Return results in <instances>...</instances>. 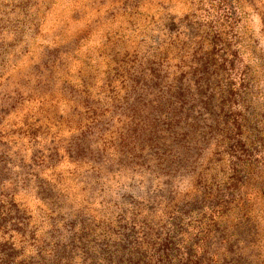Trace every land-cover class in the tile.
Returning a JSON list of instances; mask_svg holds the SVG:
<instances>
[{"label":"rangeland","instance_id":"rangeland-1","mask_svg":"<svg viewBox=\"0 0 264 264\" xmlns=\"http://www.w3.org/2000/svg\"><path fill=\"white\" fill-rule=\"evenodd\" d=\"M0 264H264V0H0Z\"/></svg>","mask_w":264,"mask_h":264}]
</instances>
